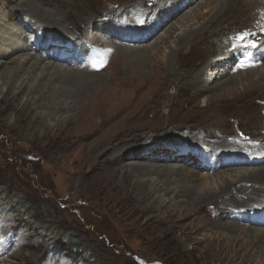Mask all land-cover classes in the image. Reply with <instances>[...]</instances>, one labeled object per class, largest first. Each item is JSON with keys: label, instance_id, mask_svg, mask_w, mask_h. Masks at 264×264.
<instances>
[{"label": "rangeland", "instance_id": "1", "mask_svg": "<svg viewBox=\"0 0 264 264\" xmlns=\"http://www.w3.org/2000/svg\"><path fill=\"white\" fill-rule=\"evenodd\" d=\"M8 1H10V7L3 10L5 14L1 13L0 18L11 28V31L13 27L16 29L15 24H21V20L25 18L27 14L30 16V14L19 11L17 17H15L16 19L9 18L6 14L9 12L12 13L13 10H11V6L16 5L22 0H0V4H5ZM35 1L40 4L39 0ZM129 1L130 0H43L42 6L44 8L54 10L55 7H58L61 12H65L66 15L64 18L69 22V25L66 21H63L66 30H68L67 33H63V35H61L62 33L59 32L56 27L46 26L42 28L41 31L43 33L49 32L59 37L69 35L68 33L70 32H76L78 35H82V39L87 38L88 35H91L90 31L94 30L87 28L85 25V20L89 16H93V19L97 15L101 16L100 19L102 17H112L109 14L106 15L107 9L111 8L113 5L120 6L122 3ZM139 2L141 4L143 3L142 1ZM200 2L202 3V0H196L190 6L182 9L183 11L177 12V14L174 12V14L167 13L164 15V10L158 13L153 12L156 13V17L161 20L162 24H159V28L156 27L151 39L145 43H141L142 45L136 43V45L139 44L142 49L147 45L150 51L146 55L149 65L143 68L142 72L141 67L130 66L126 74H122L121 66H124L125 60L121 54L119 55L114 51V48H109L111 49L110 54L108 53L109 56L107 55L103 62L96 65L98 67H80L81 69H87L90 72L96 71V73H98V75H96L97 78L94 77L96 82L93 81L94 86H92V94H98L101 99H104L106 96L105 99L112 101V95L123 97V94H125V96H130L134 92V86L118 85V83L112 81L122 76H124L126 80L132 79L136 81L135 84H137L139 92H144L148 96L157 91L154 102H152L151 106H148V110L146 111L148 117L145 115L141 124L142 128L137 132L141 134V136L138 135L135 140H133L134 137H131L133 134L128 137H121L125 140H123V143L130 141L127 145L129 148H127L124 153L137 150L138 148L143 157L142 159L130 160L129 162L173 165L175 162H171V160H168L166 163L161 160H155V158L159 159L160 157L166 158L168 155L166 149L171 148V145L166 147L169 142L178 146H194L196 148H194V152H201L209 143L204 142L203 145L201 144L200 146L197 142L192 141L199 137L192 135V133H188L186 129L190 131L191 129L196 131H201L200 129L207 130L209 129L208 126L212 125L213 120H217L218 117L216 115L220 117V123H214V129L216 130L213 132L218 134L219 130L224 129L225 132L222 134L223 138L227 137V135L236 136V142L241 140L244 144H248L247 148L250 147L253 139H245L240 134L249 133L247 135L255 136V134L262 133L261 126L264 120V88L262 86H253V88L244 92V88L249 87L247 76L254 75V72L240 74V82L235 89L236 92L232 91L228 93L227 91L224 93V90H220V88H215L211 89L212 92L209 90L198 94L191 88V85H186L184 83V78L178 79L177 77H173V75L168 72V67L163 68L161 71L153 70L152 72L158 75L156 74V76L152 73L153 75L150 76V64L152 63L153 57L157 56V46L161 48L158 57L163 58L172 47L176 46L178 43L177 36L179 34L206 22L218 9L219 3H209L210 5L208 3L205 5L202 4L201 11L206 14V16L198 20L193 18L195 15L191 12L198 7ZM154 4H156V0H150V3H147V5L151 6ZM210 7L213 10H211ZM208 10H211L213 13L211 12L207 15V12H209ZM257 10L258 9H256L255 12ZM247 14V12H239L227 19H223V21L220 20L215 24L216 26L213 30L219 26L217 24L224 26V30L226 31L230 29V33L238 32L239 30L245 29V27H251V21L246 20ZM19 16L21 18L20 21L18 19ZM192 18L194 19L193 21L187 22ZM38 23L41 22L36 19L33 20V25H35L36 29H38ZM86 28L87 30H85ZM30 29H32L31 24H29L28 27L29 31ZM29 31L27 36L31 34ZM12 32L14 33V31ZM18 32L21 37L23 33L26 32V26L21 25ZM32 33L34 35L36 30L34 29ZM170 34H172V37L168 39L167 37ZM11 35V32L6 34L7 40H10ZM111 39L114 38L111 37ZM163 39H165L166 42H162ZM19 42L20 41L17 43L19 44ZM126 45V47L129 48L134 44ZM32 47L26 50L25 53H32V56H40V52L32 49ZM205 48L206 45L204 44L202 45L200 43L197 45L194 43L190 51L183 50V55L181 57L182 65H180L181 69H179L180 73L187 75L191 73V71L193 72L196 67H199L207 56V53L204 51ZM142 49L140 51L141 53L144 52ZM112 51H114V53ZM23 53L19 52L16 55H22ZM14 56L15 55H12L11 57ZM113 59L114 61H112ZM46 61L57 63L50 58H47ZM213 70L215 69L213 68ZM215 71L217 72L218 70ZM208 72L210 73L211 70L209 69ZM239 72H234V74H238ZM232 74L233 72L228 74V76L230 77ZM228 76L224 74L222 79H227L229 78ZM149 77L154 78V81H148L150 79ZM142 78L149 83L145 87L144 84L142 85L144 82L141 80ZM140 85H142L144 89H140ZM119 86L120 88H118ZM112 89L114 91L116 89L117 93ZM5 90L6 86L1 84L0 97L5 93ZM119 90H122V92ZM109 95L112 97H110L111 99L108 98ZM22 97L26 98L27 96L23 94ZM151 99H149V101ZM202 110H205V112L207 110L206 114L202 112ZM201 113L202 115H200ZM70 114H72V112ZM255 116L257 117L252 121L250 117ZM1 117H3V119L0 120V244H5L6 252L0 256V264H264V255H260V253L256 252L255 244H253L248 251L246 247H244L245 249L242 248V250L238 249L246 242V240L242 238L243 234L225 233L224 235H220L221 238L225 236L224 238L226 239H224V242L226 244H229V246L231 244L230 247L227 246L230 248V254L229 252L220 255L205 253L207 252L205 247L206 242L204 243L205 238L203 236L218 235L223 233L222 227L225 228V225H223L218 218L217 221H215V216L217 217L219 214L215 212L214 204L213 206L203 205L202 207L198 205L194 207L193 213L189 214L182 208L185 207L186 209L188 205H184L183 201L178 203L173 200L174 197L169 196L168 199L164 201V211L160 212L157 211L156 208L151 207L146 213L144 208L150 206L152 199L146 201L137 208L134 203L123 200V198H125L124 193H122L123 189L119 191L112 190L113 192L108 191L109 188L104 191L100 189L102 186L98 185V181L106 174V170L92 171L91 166L86 165L84 167L85 162L83 159H80L81 150L85 149L89 154H94L97 149H99L96 143L90 146L98 134L92 135L88 139H83L81 135L84 130L80 129L78 131L77 129V132H80V136H76L79 135V133L75 132L76 129L67 127V125L65 126L64 124V126H59L54 132H51L49 135L50 137H45L43 135V126H41L33 137L32 131L28 129L29 127L25 128L21 123L17 122H15V126L10 124L14 123V113H12V111H6L4 116ZM118 118L119 117H117V119ZM194 118L195 122L193 121ZM261 118L263 120H261ZM93 119L95 122H100L101 118L98 112H94ZM117 119L113 120L114 123ZM168 124H170V127L171 125L177 126L178 130L168 135L160 134L162 130H160L159 127L161 125L167 126ZM234 124H236V126ZM156 125H158V127H155ZM123 127L124 126L121 125L118 129H122ZM68 128H70V130ZM66 129L69 132L65 131ZM109 129L114 131L116 128L112 129V127L109 126ZM146 131L151 132L146 135ZM177 132L181 134L185 132L191 139L188 136H178ZM239 135L242 139L238 137ZM84 145H87V148ZM164 150H166V152ZM178 150L179 149H175L173 151L177 152ZM228 151L235 152V149L230 148ZM262 152H264V149ZM205 153L212 155L207 151H205ZM242 153L249 158H253L250 151ZM259 156L262 157L261 155ZM103 158L94 160L93 165L96 166L99 162L103 161ZM220 158L221 156L218 157L216 161ZM189 159L188 157L183 161H178L179 164L177 165H185L191 168V170H196L193 166L195 160L193 158L192 161ZM110 162L111 161L105 163V165L107 164L106 168L108 164L110 168H115V166L119 168V162L115 164L114 162ZM195 166L203 169L204 171L201 173H206L207 175L211 173L213 175L218 173L221 175L226 169L233 168L225 167L224 169L209 173L210 171L202 166V161L198 160ZM258 166L248 167L252 168ZM121 176L122 172L120 171L115 179L118 183H122ZM134 177V174H131V181L136 179ZM161 185L162 183L160 182V186ZM161 189L162 188L159 187L158 196L160 195L161 199L165 200L166 196H164V192ZM168 195H171V193ZM179 199L181 200V198ZM207 202L208 201H206V203ZM250 204L253 203L251 202ZM255 205V208H257L258 205ZM238 211L239 209L237 210V213H239L237 214L238 220L231 219L232 221H228L225 218L224 220L227 222H239L244 224L247 228L254 226L246 221L253 211L250 212L246 209H240V212ZM169 213H173L171 216L173 220H175V217L177 218L175 223L177 222L178 228L172 233L169 232L170 227L168 226L170 223L166 225L164 222H161L163 219L166 220L169 218ZM222 219L223 217L221 220ZM215 223H220L222 227ZM254 227L262 228L261 226ZM197 243H199V245ZM194 245L199 246V250L196 251L195 254H186L180 251L190 250V247Z\"/></svg>", "mask_w": 264, "mask_h": 264}, {"label": "bare ground", "instance_id": "2", "mask_svg": "<svg viewBox=\"0 0 264 264\" xmlns=\"http://www.w3.org/2000/svg\"><path fill=\"white\" fill-rule=\"evenodd\" d=\"M139 1H142L143 3L141 4ZM185 1L187 0H159L158 2H156V4L151 6V5H147V3H150V0H130L129 2L122 3L120 6L113 5L111 8L107 9L106 15L109 14L114 19H116V18H123L124 15L127 16L129 15L132 17L134 13L148 16L149 12L158 13L161 10H164V15H166L167 13L174 14V12L177 14V12L183 11L182 9L190 6L196 0H189V2H185ZM204 1L205 0H202V3L200 2L198 7L197 8L194 7L195 9L192 10L191 13H194L195 15V17L193 18L199 20V18H204L206 16V14H204L201 11V7L203 6L202 4L205 5L206 3L208 4L219 3L218 9L214 12L213 15H211V17L206 22H203L198 27L190 28L186 31L183 30L184 32L177 36L178 43L176 44V46L172 47L168 51V53L164 55L163 58L158 57L161 48L160 46H157L156 48L158 51V53L156 54L157 56L153 57L152 63L150 64L151 66L149 70L150 76L153 75L152 74L154 73L152 72L153 70L161 71L163 68L168 67V72L172 74L173 77H177L178 79L184 78L185 79L184 83L186 85H191L192 86L191 88L198 94L200 92L209 91V90L210 92H212L211 89H215V88L217 89L220 88V90H224V93L225 91H227L228 93L232 91L236 92L235 89L237 88L238 83L240 82L239 80L240 74L254 72L253 73L254 75H251L252 77L249 75L247 76L249 87H245L244 92H246V90H249L250 88H253V86H257V87L262 86L264 88V61L261 66L252 67V68H241V69L239 68L238 71L240 72L238 74H234L233 72V74L230 77L228 76V74L232 72L231 70L233 68L227 67V63L230 62L231 64L233 63L235 64L237 61L236 54L233 52V48H231L230 45L232 41L231 34L233 33V35H235L236 32L230 33V29L226 31L224 30V26H220V24H217L219 26L213 30L217 22H219L220 20L223 21V19H227L230 16L237 14L239 12L240 13L247 12L248 16L246 20H250L252 25L255 24L256 20H259V18L261 19L263 17L264 0H206L205 2ZM39 2L40 4H38L35 0H22L16 5H12L11 6L12 8L11 10H13L12 13L9 12L6 14V16H8L9 18L16 19L15 17H17L19 11L26 12L30 14V16L28 14L26 15V19L30 20L31 23L33 22L34 19L41 22L37 24L39 31H41L42 28L47 26V27H56L58 31L61 32L62 34L67 33L68 30H66L65 24L63 22L66 21L69 25V22L64 18L66 13L61 12L58 9V7H55L54 10L46 9L42 6L43 0H39ZM9 7H10V1L6 2L5 4L1 3L0 14L1 13L3 14L4 13L3 10H6ZM210 9L213 10L211 7ZM256 9L258 10L255 12ZM211 10L210 11L208 10L209 12H207V15L212 12ZM100 17L101 16L97 15L93 19V16H89L85 20V25L87 26V28L94 29L93 31L89 30L91 35H88L87 39H89L92 44H96V46L99 48H101L102 46H106L108 48H114L115 50L114 49L112 50H114L119 55L121 54L125 60L124 66L123 65L121 66V71L123 72L122 74H126L130 66L141 67L142 68L141 72H142L143 68L149 65V63H147V56H146L150 52L149 47L146 45V47L142 49L140 48L139 44L138 45L134 44L133 45L134 47L133 46L129 48L126 47L127 45L126 46L123 45L121 41H119V38L117 37V35H120L119 34L120 32L118 31L119 28L115 23V20L110 19L111 17H106V18L102 17L101 19ZM193 18L191 20H188L187 22L193 21L194 20ZM21 25L22 24H15L16 29H14L13 27L12 30L10 31L11 28L6 23H4V20L2 18H0V85L4 84L6 86L5 93H3V95H1L0 97V120L3 119V117L1 116H4V113H6V111L8 110L12 111V113H14V123H10V124L15 126V122H17V123H21L22 126H24L25 128L29 127L28 129L32 131L33 137L35 136L39 127L41 126H43V135L47 137L51 134V132H54L56 128L62 125L64 126V124L65 126L67 125V127L70 128L72 127L73 129L75 128L76 129L75 132H77V129L78 131L80 129L84 130L83 134L81 132L82 134L81 138L83 139H88L92 135L98 134L94 139V141H92V144L90 146L96 143L99 146V149H97V151L94 154H89L88 152L85 151V149L81 150L80 159L81 160L83 159V161L85 162L84 167L86 165H90L92 171L103 170V169L106 170V174L102 176L98 181V185L102 186L101 188L99 187L100 189H102L103 191L108 188H109L108 191H112V190L119 191L123 189L122 193H124L125 195V198H123V200L126 202L129 201L134 203L135 207L137 206V208H139L141 204L145 203L146 201H150L152 199L150 206L144 208L146 210V213L147 211H149V208L151 207L156 208L157 211L160 212L164 211L165 206L163 204H165L164 201H166L169 196L174 197V199L173 198L172 199L177 201L178 203L183 201L184 205H188L186 209L185 207L182 208H184V210H186V213L189 214H192L194 207L198 205L202 207L203 205L213 206L214 204L215 212L219 214L217 215V217L215 216L216 219L215 221H217L218 218V220L222 222L223 225H225V228H223L220 225V223H215V224H219V226L222 227L223 233H220L218 235L203 236L205 238L204 243L206 242L205 247L207 252L205 253L220 255V254H227L229 252L230 254V248L227 247L229 246V244H226L224 242V239H226L224 238L225 236L221 238L220 235H224L225 233H230V234L236 233L238 235L243 234L242 238L243 240H246V242L243 243L238 249L242 250V248L246 247L248 251V249L253 244H255L254 246H256L255 248L256 252L260 253V255H264L263 227H262L263 229L254 226H250L249 228H247L244 224H241L239 222L236 221L227 222L224 220V218L227 219L228 221H232L231 219L238 220L237 219V214H239L237 213L238 209H239L238 212H240V209H246L250 212L255 211L257 210L255 208L256 206L255 204L258 205V210L259 209L264 210V165H260L258 167H252V168L248 167L249 165L232 166L233 168H228L226 169V171L224 170L225 172H222V174L220 173L221 175H219V173L213 175L211 173L212 171H218L220 169L225 168L223 167L222 164H219L215 170L213 169L210 170L209 173L211 174L208 175L206 173L202 174L201 172L204 170L197 168L195 166L197 163L196 160L194 161V165H193L194 168H196V170H191V168L185 165H180V166L177 165L179 164L180 161L185 160L187 157H185L184 155L175 156L176 151H173V149L175 147H178V145L170 142L168 145H166V147L171 145V148L166 149L168 151V155L166 156V158L160 157L159 159L155 158V160H161L164 161L165 163L168 160H171V162H175L173 165L171 164L157 165V164H147L143 162L142 163L129 162L130 160L142 159L143 157L140 154V150L138 148L137 150L124 153L127 150V148H129L127 145L130 143V141L123 143L125 140L122 139L121 137H125V136L128 137L131 134H133L131 137H134V139L133 138L132 139L135 140V138L138 137V135L141 136V134L137 132L140 131L142 128L141 124L145 118L146 111L148 110V106H151L152 102H154L155 96L157 95V91L152 93V95L148 96L144 92L141 91L139 92V90L137 89V84H135L136 81L132 79L126 80L124 76L122 77L119 76L120 77L119 79L112 81L114 83H118V85H127V86L132 85L134 86L133 87L134 92L130 96H125V94H123L124 95L123 97L112 95L113 97L112 98L109 95L108 98L111 97L113 99L112 101L105 99L106 96L104 97L105 100L103 98L101 99V97L98 94L97 95H94V93L92 94V86H94L93 84L94 82H96L94 77L98 75L96 71L90 72L87 69L86 70L81 69L79 66L71 67L64 63L61 64V62H58L56 64L52 62H48L46 61L48 57H45L43 54H41L40 56H36V55L32 56V53H25L26 50H29L31 46L28 44V39H29L27 36L28 31L23 33L21 37L19 36L18 30ZM155 27L156 26H154L151 29L152 33H154V31L156 30ZM87 28L85 30H87ZM12 31H14V33ZM10 32L12 34L11 38L10 40H7L6 34ZM68 34L69 35H65L67 37L66 39L69 38L70 41H72L75 44H78L77 41L82 39L81 35H78V33L76 32L75 33L70 32ZM111 37H113L114 39H111ZM170 37H172V34L168 35L167 38L170 39ZM18 41H20L19 44L17 43ZM163 41H165V39H163L162 42ZM141 43L140 45H142ZM194 43L197 45H199L200 43L202 45L203 44L206 45L204 51L207 53V56L203 60L202 64L199 67H196V69L193 70V72L191 71V73L187 75L182 74L180 73L179 69H181L180 65H182L181 57L183 55V50L190 51ZM141 49L144 50V52L141 53L140 52ZM114 51L112 52L114 53ZM19 52L22 53L24 52V53L22 55L20 54L16 55ZM12 55L15 56L11 57ZM112 61H114V59ZM87 68L90 67L87 65ZM213 68L218 71L216 72L215 70H213ZM209 69L211 70L210 73L208 72ZM224 74L225 76L227 75L229 78L222 79V77H224ZM149 78L150 79L148 81H154V78L152 77ZM141 80L144 81L142 83V85L144 84V87L149 84L147 80L145 81L144 78H142ZM142 85H140V89H144ZM118 88H120V86ZM116 89L115 91L113 89L112 90L117 93ZM119 91L122 92V90ZM23 94L26 95L27 97L26 98L22 97ZM149 99L151 100L149 101ZM71 112L72 114H70ZM94 112L99 113L101 118L100 122L94 121L93 119ZM202 112H205V110H202ZM200 115H202V113ZM216 116L219 119L218 118L217 120L214 119L212 125L208 126L209 129L207 130L200 129L202 131L201 132L198 130L196 131L194 129H191V131L189 129H186L188 133L190 134L192 133V135L194 136L196 135L199 137L196 138V140H192V141L197 142V144H200V146L201 144L203 145L204 142L209 143L201 151L206 158V159L203 158V160L207 162L208 165H210L212 160H215L217 156H220L222 152L229 150L230 148L235 149L236 151H243L245 153L247 151H250V153L253 156V159H259L260 157L259 155L263 153L262 150L264 149V120H263L264 118L263 119L261 118V120H263L261 126L262 133L260 134L258 133L259 135L255 134V136L247 135L249 133L240 134L245 139L247 138L253 139L252 144L250 145L249 148H247L248 144H244V142H236V138H235L236 136L227 135V137L223 138L222 134L225 132L224 129L219 130L218 131L219 133L217 132L219 135L213 132L214 130H216L214 129L215 124L220 123L219 121L220 117L218 115ZM117 117L119 118L117 119ZM256 117L257 116L250 117V119L253 121V119H255ZM115 119H117V121H115L114 123L113 120ZM194 120L195 118L193 119V121ZM170 124H168L167 126H164L165 124L161 125L159 127V129L162 130L160 134L168 135L178 130L177 126L171 125L170 127ZM236 124L234 125L236 126ZM121 125H123L124 127L122 129H118ZM109 126L112 127V129L113 128L116 129L112 131L111 129H109ZM155 127H158V125H156ZM70 128L68 129L70 130ZM65 131L68 130L66 129ZM150 132L151 131H146V135ZM77 133H79V135L76 136H80V132ZM182 133L184 134L178 133L177 135L181 137L188 136L190 138V136L187 135V133L185 132ZM84 146L86 147L87 145ZM166 150L164 151L166 152ZM205 151L210 152L212 155L205 153ZM193 156L195 157L196 154H194ZM98 158H103V161L99 162L96 166H94L93 165L94 160H97ZM189 160L192 161V158H190ZM109 161L114 162V164L116 162H119L120 163V165L118 166L119 168H117L115 165H114L115 168H110L109 164L108 167L110 169L108 167L106 168L107 164L105 165V163ZM120 171L122 172V176H121L122 183H118L115 180L117 178V175L120 173ZM131 174H134L135 176L134 178H136L133 181H131L130 179ZM160 182L162 183L161 186H160ZM159 187L162 188L161 190L164 192V196H166L165 200L161 199L160 195L158 196ZM170 193L171 195H168ZM179 198H181V200ZM206 201L208 202L206 203ZM251 202L253 204H250ZM173 213H169L168 214L169 218L166 220L163 219V221H161L164 222L166 225L170 223V225L168 226L170 227V231H169L170 233H172L178 228V225L176 224L177 222L175 223V220L177 218L175 217V220H173L171 217ZM222 217L223 219L221 220ZM197 244L199 245V243ZM198 245H194L190 247V250H180V251L186 254H195V252L199 250ZM4 252H6V248H5V244H2L0 245V256Z\"/></svg>", "mask_w": 264, "mask_h": 264}, {"label": "snow or ice", "instance_id": "3", "mask_svg": "<svg viewBox=\"0 0 264 264\" xmlns=\"http://www.w3.org/2000/svg\"><path fill=\"white\" fill-rule=\"evenodd\" d=\"M262 31H264V29H262ZM251 35H252L251 33H248V34H246V35H242V36H240L239 38H240L241 40H245V39H247L248 36H251ZM248 46H249V47H252V48H256V47H258V46H264V45H258V42L253 41V42H251ZM241 66L243 67V66H245V65L242 63Z\"/></svg>", "mask_w": 264, "mask_h": 264}]
</instances>
